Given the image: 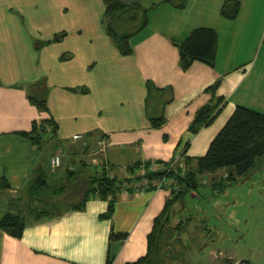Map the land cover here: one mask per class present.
<instances>
[{
  "label": "crops",
  "instance_id": "crops-1",
  "mask_svg": "<svg viewBox=\"0 0 264 264\" xmlns=\"http://www.w3.org/2000/svg\"><path fill=\"white\" fill-rule=\"evenodd\" d=\"M121 1L148 8L129 54L106 32L103 0H0V217L25 220L19 238L0 229V264H106L108 250L110 264L138 259L168 188L129 185L102 218L109 198L98 195L80 208L53 207L49 198L37 207L28 188L40 170L57 185L71 168L84 169L94 149H104L100 162L114 168L182 165L184 150L206 152L237 105L264 113V0H238L234 18L221 12L226 0ZM201 26L217 33L214 63L194 60L183 69L179 44ZM218 100L214 118L192 132L197 111ZM34 123L45 125L39 143L22 134ZM58 150L64 158L52 170Z\"/></svg>",
  "mask_w": 264,
  "mask_h": 264
},
{
  "label": "rangeland",
  "instance_id": "rangeland-1",
  "mask_svg": "<svg viewBox=\"0 0 264 264\" xmlns=\"http://www.w3.org/2000/svg\"><path fill=\"white\" fill-rule=\"evenodd\" d=\"M114 24L119 31L128 32L138 27L139 20L131 14H124L116 18ZM42 128L44 130L45 125L40 132ZM102 152L104 149L89 151L87 159L91 160L90 164L85 163L84 169L68 170L74 173L68 172L66 180L57 183V186L63 185L64 190L53 197V207L77 203L89 188L91 179L100 176L109 180L117 177V192L129 189L126 188L129 185H134L133 190L138 191L144 181L153 189L168 188L173 195L182 190V186L171 178H165V183L161 181L164 177L148 178L144 164L104 166L100 162ZM57 153L60 154V164L51 167L52 170L57 169L64 158L65 152L58 150L54 154ZM157 167H149L148 171H155ZM231 172L232 168L225 167L214 174L200 175L197 189L172 204L160 236L155 257L157 264H237L242 259L249 261L242 264H264V155L254 159L244 176L226 179ZM211 180H223L224 184L217 190L212 188ZM160 183L162 187H159ZM46 200L47 197L37 196L32 202H39L36 206L43 208L41 203Z\"/></svg>",
  "mask_w": 264,
  "mask_h": 264
},
{
  "label": "trees",
  "instance_id": "trees-1",
  "mask_svg": "<svg viewBox=\"0 0 264 264\" xmlns=\"http://www.w3.org/2000/svg\"><path fill=\"white\" fill-rule=\"evenodd\" d=\"M168 2L176 7H183L187 0H162ZM105 4V29L107 34L112 38L113 43L122 54H129L132 52L130 45V37L144 28L148 21V8H142L138 4L126 3L121 0H103ZM238 0H226L221 8V12L228 18H234L239 10ZM124 14H131L132 17L139 20L138 27L128 32H121L114 24L116 18H121ZM217 46V33L211 27H196L190 31L188 36L179 44L180 65L186 69L192 61L201 60L210 65L214 63ZM222 101H217L214 104H207L201 107L191 125L190 130L197 132L201 127L208 124L219 111ZM35 103L40 109H46L44 100ZM152 124L157 125L161 123V119L153 118ZM44 123L53 124L52 120H43ZM43 123V124H44ZM42 123L41 127L44 126ZM33 124L32 129L28 132H22L27 135L34 143H39L42 138L41 127ZM54 126V124H53ZM39 129V130H38ZM43 130V128H42ZM44 131V130H43ZM55 130L53 129V132ZM186 150L182 152L181 165L171 162L160 163L155 171L150 170V162H136L135 164H144L147 167L148 178L159 177L172 179L173 182L180 184L182 190L166 198L164 206L160 213L155 216L152 228L147 236V249L144 255L138 259L124 264H157L156 254L159 250V240L162 234L165 221L169 218L170 207L175 201H180L184 195L197 189L198 178L202 174H214L221 168H232L233 172L229 173L226 179H233L235 175L244 176L251 168L254 159L257 156L264 155V113L247 108L245 106L237 105L226 123L211 140L206 152L198 157H189L185 155ZM168 169V171H165ZM162 171V172H159ZM164 170V171H163ZM71 175L73 171H69ZM169 175V176H168ZM135 177L132 176V179ZM131 180L130 177L127 178ZM116 177L109 180L106 176L93 177L91 184L85 192L84 196L77 202L73 203V207L80 208L84 202L91 195H98L101 198L108 199L109 203L105 212L100 214L102 218H110L114 210V197L117 193ZM151 180V179H150ZM119 181V180H118ZM223 180H211L212 188L217 190L223 186ZM133 187L134 185H130ZM135 187V186H134ZM129 188V187H126ZM64 186L51 185L43 171L36 175V177L29 184L28 193L30 197L37 196L47 197L53 200V197L62 193ZM44 200V199H42ZM43 210H41L42 212ZM37 211V213H41ZM25 227V220L20 214L6 213L0 217V229L6 231L13 237L19 238L22 235ZM114 237L124 238L125 233L110 234V239ZM106 264H110L109 250L106 256Z\"/></svg>",
  "mask_w": 264,
  "mask_h": 264
},
{
  "label": "built area",
  "instance_id": "built-area-1",
  "mask_svg": "<svg viewBox=\"0 0 264 264\" xmlns=\"http://www.w3.org/2000/svg\"><path fill=\"white\" fill-rule=\"evenodd\" d=\"M75 137H80V135H75ZM99 144H102V143H99ZM49 161H50V166L51 167H56L57 165L60 164V154L57 153V154H54V155L50 156ZM149 167L156 168V165L155 164H150ZM161 181H164V183H165V178H163ZM162 183L159 184V187H162V185L164 184V183L163 184ZM146 187H150V186L146 185Z\"/></svg>",
  "mask_w": 264,
  "mask_h": 264
},
{
  "label": "water",
  "instance_id": "water-1",
  "mask_svg": "<svg viewBox=\"0 0 264 264\" xmlns=\"http://www.w3.org/2000/svg\"><path fill=\"white\" fill-rule=\"evenodd\" d=\"M243 262L248 263L249 261L246 259H242V260H240L239 264H242Z\"/></svg>",
  "mask_w": 264,
  "mask_h": 264
},
{
  "label": "flooded vegetation",
  "instance_id": "flooded-vegetation-1",
  "mask_svg": "<svg viewBox=\"0 0 264 264\" xmlns=\"http://www.w3.org/2000/svg\"><path fill=\"white\" fill-rule=\"evenodd\" d=\"M239 262H240V261H238V263H237V264H239ZM243 263H245V262H243Z\"/></svg>",
  "mask_w": 264,
  "mask_h": 264
}]
</instances>
